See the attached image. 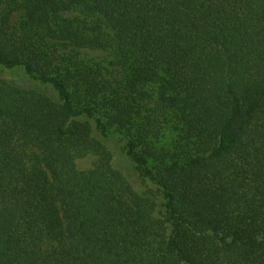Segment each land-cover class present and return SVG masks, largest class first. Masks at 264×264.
Returning <instances> with one entry per match:
<instances>
[{"label":"trees","instance_id":"obj_1","mask_svg":"<svg viewBox=\"0 0 264 264\" xmlns=\"http://www.w3.org/2000/svg\"><path fill=\"white\" fill-rule=\"evenodd\" d=\"M0 68V264H264V0H0Z\"/></svg>","mask_w":264,"mask_h":264},{"label":"rangeland","instance_id":"obj_2","mask_svg":"<svg viewBox=\"0 0 264 264\" xmlns=\"http://www.w3.org/2000/svg\"><path fill=\"white\" fill-rule=\"evenodd\" d=\"M62 52L65 54L75 53V51L71 48H68ZM79 53V58L91 62L102 61L108 57V53L105 51L93 50L89 48L81 49ZM0 75L18 85L26 87H38L40 90L48 91L45 87H42V85H39L37 82L27 77L23 69L7 70L0 68ZM168 137L171 136L168 135ZM107 144L113 152V162L115 166L123 170V172L133 179L136 185H140V183H138L139 179L137 177L138 171H136L134 166L124 156L123 144L119 143L117 140H112L110 142L107 141ZM95 159L96 157L94 155L80 157L77 159V165L82 169H89L93 166Z\"/></svg>","mask_w":264,"mask_h":264}]
</instances>
